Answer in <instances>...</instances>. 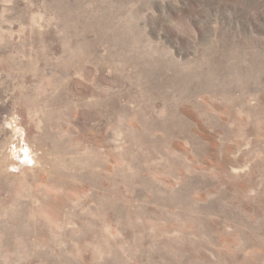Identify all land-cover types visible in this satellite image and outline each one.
Segmentation results:
<instances>
[{
	"label": "rangeland",
	"instance_id": "rangeland-1",
	"mask_svg": "<svg viewBox=\"0 0 264 264\" xmlns=\"http://www.w3.org/2000/svg\"><path fill=\"white\" fill-rule=\"evenodd\" d=\"M0 264H264V0H0Z\"/></svg>",
	"mask_w": 264,
	"mask_h": 264
},
{
	"label": "bare ground",
	"instance_id": "bare-ground-1",
	"mask_svg": "<svg viewBox=\"0 0 264 264\" xmlns=\"http://www.w3.org/2000/svg\"><path fill=\"white\" fill-rule=\"evenodd\" d=\"M202 65H203V62H201L200 64L195 66L194 70H187L186 73L184 74L185 75L184 80H182L180 82V84L178 83L177 88L179 90H184L187 93H190L192 91V89H193V92L195 91V89H197L198 91H201V92H205V91L211 92V91H215V90L218 91V89L219 90L228 89L225 87H220L218 84L213 85L215 88L212 86H209V78H208L209 75L203 71ZM233 76H235V74ZM220 93H224V94L228 95V93H225V92H220ZM211 96H213V95H211ZM204 99L208 100L206 97H204ZM232 100H234V99H232ZM186 102L187 101H185L184 103H186ZM181 104H183V103L173 102L172 107H171L170 111L168 112V116L163 120V125L172 124V121L170 119L175 117V111L178 108V106ZM202 104H203L202 102H201V104H195V105H197L198 110H200L202 108ZM192 105L195 106L194 104H192ZM177 122H179V121H177Z\"/></svg>",
	"mask_w": 264,
	"mask_h": 264
}]
</instances>
